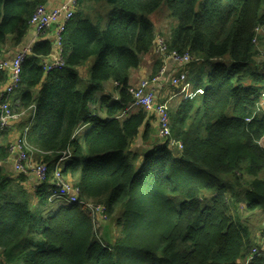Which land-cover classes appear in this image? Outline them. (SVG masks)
Here are the masks:
<instances>
[{"label": "trees", "instance_id": "obj_1", "mask_svg": "<svg viewBox=\"0 0 264 264\" xmlns=\"http://www.w3.org/2000/svg\"><path fill=\"white\" fill-rule=\"evenodd\" d=\"M165 2L177 24L161 36L170 51L199 59L184 71L199 64L202 73L195 77L202 95L167 106L169 138L182 151L164 141L159 123L152 127L157 114L129 109V73L154 49L159 33L149 16ZM41 6L48 0H0L1 58L23 43ZM258 27H264V0H81L63 34L64 67L46 73L49 63L41 59L52 57L55 44L37 43L23 62L11 111L33 114L28 140L49 169L41 185L55 190L61 169L82 204L63 203L36 223L27 194L11 199L0 175L6 192L0 193V250L18 264H238L250 241L245 244L230 197H244L248 212L264 213V37L254 42ZM90 61L83 90L78 68ZM160 67L155 64L151 81ZM107 81L123 88L115 101L101 99L108 113L102 120L93 106ZM67 152L71 158L58 167ZM11 156L9 145L0 147V161ZM43 196L50 201V192ZM111 222L122 228L121 238Z\"/></svg>", "mask_w": 264, "mask_h": 264}, {"label": "crops", "instance_id": "obj_2", "mask_svg": "<svg viewBox=\"0 0 264 264\" xmlns=\"http://www.w3.org/2000/svg\"><path fill=\"white\" fill-rule=\"evenodd\" d=\"M68 0H48V7L51 9L62 7ZM160 10L152 14V18L156 14L162 15L163 19L165 20V14L166 12L169 13L170 16V10L169 8L166 9V11L163 12V14L158 13ZM151 19V18H150ZM173 20V19H172ZM174 25L176 24V21H174ZM172 26L169 29L160 30V34H169L172 28H175V26ZM56 33L57 28L56 26H53L49 32L43 36H39L36 29L31 28L29 31V34L24 39L23 43L19 47H13L8 48L5 55L3 56V60L7 63L13 62L14 57L23 51L32 50V48L40 42H44L45 40L51 41L55 44L56 42ZM57 48L55 44V48L53 49V55L51 58H42L41 63H52V60L54 61L55 58H57ZM146 58L142 60L140 66L134 70H131L129 73V80H128V86L131 88H135L140 85L142 79H144L145 76L148 78H152V74L155 72V64L158 66L161 65L160 69H158V73H156L155 78H160L157 84H152L154 88L153 90L156 93V103L159 105L166 103L168 106H171L172 108L177 105L182 99H184V95H182V99L179 98L177 94H172L173 92L167 89H170L171 80L174 77H177L181 73H185V67H182V65H179L175 63L172 59H166L164 60L160 55L156 54L154 49L149 52L147 55H145ZM148 56V57H147ZM144 58V57H143ZM142 58V59H143ZM94 64V61L88 62L83 67L78 68L79 75L82 79V88L83 90L87 87V83L89 81L90 76V69L92 65ZM196 66V67H195ZM200 65L196 64L191 69L187 70L189 74V83L192 86V92L195 93V77L202 75L200 71ZM200 71V74L198 75V72ZM9 71H5L3 74V79H0V102L2 101L3 91L5 90V83L4 79L7 77ZM48 83V78L45 77L42 81L41 85H39L35 90V94L38 95V93L44 88V86ZM121 84L113 81H107L104 82L103 88L101 91L98 92L96 95V103L95 106H93V116H97L98 118L102 120L108 119V113L107 109L102 105L101 99L104 97H114L117 98L118 94L122 90ZM16 95V94H15ZM14 95L13 100L16 96ZM139 108H131L130 110L135 111ZM33 114L31 112H24L21 118L18 120V122L15 125V130L11 132H0V147H7L8 145L15 139L20 138L24 135L27 129H31V125L33 122ZM153 117V121L151 122V125L153 128L157 129V118L155 119L154 115H151ZM150 124V123H149ZM88 127L82 126L79 129V132H86ZM145 130L143 131L142 135L144 134ZM142 145V139L140 138L138 143H136V146ZM262 145H264V139L262 141ZM31 155L30 160L32 161V165L35 166L38 162L42 161V156L44 153L37 151L33 146H31ZM17 158V154L12 155L5 161H0V175L7 178V184L6 189L7 194L11 199H14L16 201H21L22 196H19V193L22 194L23 192L27 194V200L31 204V208L34 213V220L37 223V221L40 218H47L50 215H52L54 212H56L58 208H53L50 203H48L46 200L44 201V198L47 196H43L44 194H48L49 188L46 186L47 184L41 185V182L39 181L36 173L33 170H29L27 174L21 173L16 170L15 168V161ZM61 166L64 167V163L61 164ZM62 167V168H63ZM68 179L73 183L74 180L68 176ZM5 191L0 190V193H4ZM6 193V192H5ZM44 193V194H43ZM7 195V196H8ZM1 197V195H0ZM8 197V198H9ZM48 198V197H47ZM231 198V204L232 206H235L232 209V215L237 216L238 220L242 226V232L244 234L245 244L247 243V240L249 239L250 245L248 246L247 250L245 251L244 256L238 260V264H247V258L248 254L250 253L251 248L253 245L258 242L259 237L261 236L263 230H264V213L263 212H248L247 209V200L243 197L238 201H235L233 197ZM44 201V202H43ZM62 206V205H61ZM60 206V207H61ZM33 234H29V237ZM122 237V234H120V238ZM16 255V254H15ZM0 258L3 261V264H18V261L15 259H11L7 257V254L0 250ZM252 262H249L248 264H251Z\"/></svg>", "mask_w": 264, "mask_h": 264}, {"label": "built area", "instance_id": "obj_3", "mask_svg": "<svg viewBox=\"0 0 264 264\" xmlns=\"http://www.w3.org/2000/svg\"><path fill=\"white\" fill-rule=\"evenodd\" d=\"M81 0H68L62 7L51 9L49 7L41 6L36 9L34 15L30 20L31 28L36 29L37 33L41 36L45 35L46 31H49L53 26H56V48H57V58L52 60V63L47 64L45 66V72L50 73L54 70H60L64 67L65 62L63 59V34L66 31V27L75 17L76 11L79 7ZM264 37V27H258L256 29V37L254 42L257 43L258 39ZM154 51L156 54L161 55L164 60L172 59L175 63L179 65H189L193 62L199 61V59H194L189 53L181 54L177 51H170L166 41L162 36L157 35L154 42ZM31 54L30 50L23 51L18 53L13 62L7 63L0 56V76L3 72L9 71V82L5 86V90L3 91L2 102L0 104V132L5 130L14 131L15 125L22 115L15 114L11 111L13 106L12 99L15 95V92L20 87L22 82L23 75V62L25 58ZM185 73L179 74L177 77L172 78L170 86L178 91V95H184L185 98H191L195 95H202L204 93L203 90L198 89L193 94L192 86L189 83V74L188 71H184ZM158 78H155L152 82L156 83L159 81H155ZM148 85L150 83L147 81ZM147 83H144L142 88L135 90H131L133 95L134 102L130 105V108L142 107L147 112L156 111L158 116V123L161 128V134L163 138H165V142H167L172 149H176L178 151L183 150V144L175 139L169 138L170 135V127H169V115L167 110V104L164 105H155L153 102V93L146 94L145 91L148 89ZM261 105L264 107V92L261 96ZM149 109V110H147ZM127 112V111H126ZM124 112V114L126 113ZM27 132L23 137L15 138L9 144V151L11 155L17 154V158L15 161V168L17 171L27 174L29 170H33L39 181H46L49 176V169L46 164L37 163L35 166L32 165V161L30 160L31 155V145L27 140ZM71 158V153L67 152L65 155L59 160L58 167L61 164L65 163L68 159ZM62 167V166H61ZM61 169H57L54 174V178L52 182L54 183L55 190L50 188V201H61L66 204H79L80 192L79 189L75 187V185L68 180V178H64L62 176ZM82 204V203H81ZM85 205V204H84ZM92 212L94 208L89 204L86 205ZM100 208H97L98 211ZM263 236V237H262ZM257 244L254 245L251 249V253L249 257H247V264L252 262L256 257H261L264 260V235H262ZM0 264H3V261L0 259Z\"/></svg>", "mask_w": 264, "mask_h": 264}, {"label": "rangeland", "instance_id": "obj_4", "mask_svg": "<svg viewBox=\"0 0 264 264\" xmlns=\"http://www.w3.org/2000/svg\"><path fill=\"white\" fill-rule=\"evenodd\" d=\"M166 9H168L167 2H165L161 6V8L159 9L160 12H158V13L163 14V12L166 11ZM149 18H151L150 20L155 24L157 33L160 32V30L169 29V28H171L174 25V22H173L172 18H170L169 13H167V12L165 14V20L163 19L162 15H160V14L154 15L153 18H152V15H151V16H149ZM176 24L174 26H176ZM47 33H48V31H46V33H44V34H47ZM159 35L161 36L160 33H159ZM260 37H262V36H260ZM163 39L166 41L165 38H163ZM143 57H144L143 58V60H144L146 58V56H143ZM197 72H198V75H199L200 74V71H197ZM147 76H145L144 79H142V81H141V83H140L139 86L135 87V90H138V89L142 88V86L144 85V83H147V81H148L150 83V85H148V83H147L148 89L145 91V93L146 94H152L153 93V95H154L153 96V102H154L155 105H159L158 103H156V93L153 90H151L152 88H154V86H152V84H157L158 82L153 83L152 82L153 80L151 81V78H148ZM158 79H159V77H158ZM158 79L155 80V81H158ZM169 90H171L173 92L172 94H177L178 95V91L175 90V89H173L171 86H170V89H167L168 92H169ZM178 96H179V98H182V95H178ZM162 105H164V103ZM147 110H149V109H147ZM26 131H28L27 132V140H28L30 131H29V129H27ZM25 133H24V135H25ZM28 142H29V140H28ZM47 202L50 203L53 208H58V207H60L64 203V202H61V201H53V202L52 201H47ZM111 230H113V232L115 233V236H118V238L120 237L119 234H122V232H121L122 231V228L120 227V230H119V228H118V226H117L116 223H112ZM118 238H116L115 241H117Z\"/></svg>", "mask_w": 264, "mask_h": 264}, {"label": "bare ground", "instance_id": "obj_5", "mask_svg": "<svg viewBox=\"0 0 264 264\" xmlns=\"http://www.w3.org/2000/svg\"><path fill=\"white\" fill-rule=\"evenodd\" d=\"M39 36H40V35H39ZM1 102H2V101H1ZM1 102H0V104H1ZM13 103H14V100L12 99V104H13ZM148 113L155 114V115L157 114V112H156L155 110H154V111H151V112L148 111Z\"/></svg>", "mask_w": 264, "mask_h": 264}]
</instances>
